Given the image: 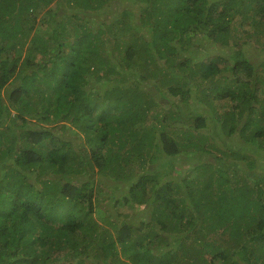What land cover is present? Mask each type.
Listing matches in <instances>:
<instances>
[{"label": "trees", "instance_id": "16d2710c", "mask_svg": "<svg viewBox=\"0 0 264 264\" xmlns=\"http://www.w3.org/2000/svg\"><path fill=\"white\" fill-rule=\"evenodd\" d=\"M262 54L264 0H0V264H264Z\"/></svg>", "mask_w": 264, "mask_h": 264}, {"label": "rangeland", "instance_id": "374dc122", "mask_svg": "<svg viewBox=\"0 0 264 264\" xmlns=\"http://www.w3.org/2000/svg\"><path fill=\"white\" fill-rule=\"evenodd\" d=\"M204 42V41H203ZM207 42V41H206ZM208 43V42H207ZM209 44V43H208ZM206 49V48H205ZM226 50V52L227 53H233L234 52V49H232V48H229V49H225ZM254 51V50H253ZM255 52V51H254ZM208 53V50L206 49V51H204V50H202L201 52H200V55H201V58H204L205 56H206V54ZM263 56H264V54H262ZM225 139H226V137H224ZM224 138H223V140H224ZM219 143L221 142V141H218ZM208 158V157H207Z\"/></svg>", "mask_w": 264, "mask_h": 264}]
</instances>
